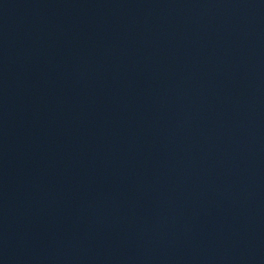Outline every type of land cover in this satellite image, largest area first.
Segmentation results:
<instances>
[{
	"label": "water",
	"instance_id": "1",
	"mask_svg": "<svg viewBox=\"0 0 264 264\" xmlns=\"http://www.w3.org/2000/svg\"><path fill=\"white\" fill-rule=\"evenodd\" d=\"M0 264H264V0H0Z\"/></svg>",
	"mask_w": 264,
	"mask_h": 264
}]
</instances>
